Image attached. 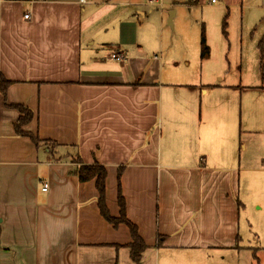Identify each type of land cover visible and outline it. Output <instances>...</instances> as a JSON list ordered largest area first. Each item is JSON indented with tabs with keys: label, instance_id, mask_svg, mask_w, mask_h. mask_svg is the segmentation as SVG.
<instances>
[{
	"label": "crops",
	"instance_id": "crops-1",
	"mask_svg": "<svg viewBox=\"0 0 264 264\" xmlns=\"http://www.w3.org/2000/svg\"><path fill=\"white\" fill-rule=\"evenodd\" d=\"M84 1L0 0L12 82L6 103L0 92V264H136L129 229L72 173L77 155L107 169L114 217L120 173L141 264H264V112L244 98L254 82L148 52L164 30L144 22L143 0ZM8 105L30 109L24 131L55 144L17 134Z\"/></svg>",
	"mask_w": 264,
	"mask_h": 264
},
{
	"label": "rangeland",
	"instance_id": "rangeland-1",
	"mask_svg": "<svg viewBox=\"0 0 264 264\" xmlns=\"http://www.w3.org/2000/svg\"><path fill=\"white\" fill-rule=\"evenodd\" d=\"M161 0L153 5L143 0L147 12L144 22L158 26L163 36L148 38V52L161 55L165 63L182 62L187 57L192 65H212L237 81L240 71L256 88L245 90V102L264 112V80L260 43L264 51V0ZM194 1V0H191ZM174 11L172 25L169 12ZM205 33L208 55L201 57V35ZM195 38L196 47L191 42ZM161 47V48H160ZM196 49V52H195ZM183 66V64H181ZM226 73V74H227ZM264 117V113L261 115ZM246 224V222H244ZM246 230L248 228L246 227ZM254 231V230H253Z\"/></svg>",
	"mask_w": 264,
	"mask_h": 264
},
{
	"label": "trees",
	"instance_id": "trees-1",
	"mask_svg": "<svg viewBox=\"0 0 264 264\" xmlns=\"http://www.w3.org/2000/svg\"><path fill=\"white\" fill-rule=\"evenodd\" d=\"M199 0L190 1V4L198 3ZM263 45L260 43L259 47L261 49V65L264 76V51ZM208 55V47L206 45L205 33L202 32L201 35V57L204 59ZM12 85V82L4 78L0 73V92L4 98V102H7V92L9 87ZM7 105V104H6ZM19 110L21 116L19 117L17 123L15 124V130L17 134L25 137H29L36 146L41 144H55L49 140H41L39 137L34 136L30 133L24 131V127L29 124L33 119V112L21 105H8ZM73 163L75 165L72 173L78 178L79 182L86 183L94 181L95 188L97 191V207L99 209L100 215L114 228H117L120 224H124L130 232L132 242L128 245L131 250V258L136 264H141L142 254L147 249V246L139 234L138 227L132 223L127 218L126 213V202L122 194L121 182H120V173L118 175V185H117V203L119 207V215L114 217L111 215L106 201V179H107V169L105 166L94 163L91 165H85L79 155H77Z\"/></svg>",
	"mask_w": 264,
	"mask_h": 264
},
{
	"label": "built area",
	"instance_id": "built-area-1",
	"mask_svg": "<svg viewBox=\"0 0 264 264\" xmlns=\"http://www.w3.org/2000/svg\"><path fill=\"white\" fill-rule=\"evenodd\" d=\"M159 1H161V0H149V3L151 5H153L155 2H159ZM83 2H85V1L83 0ZM211 3L216 4L217 2H216V0H211ZM29 17H30L29 15H25L26 19H28ZM111 58L116 60V61H123V60H125V55H123L121 53H113L111 55ZM47 188H48V185H44L43 191H46Z\"/></svg>",
	"mask_w": 264,
	"mask_h": 264
},
{
	"label": "water",
	"instance_id": "water-1",
	"mask_svg": "<svg viewBox=\"0 0 264 264\" xmlns=\"http://www.w3.org/2000/svg\"><path fill=\"white\" fill-rule=\"evenodd\" d=\"M170 25H172V22H170Z\"/></svg>",
	"mask_w": 264,
	"mask_h": 264
}]
</instances>
